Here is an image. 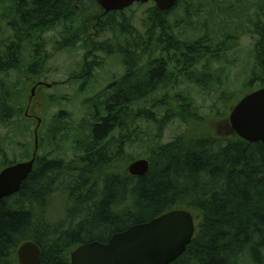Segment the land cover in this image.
I'll list each match as a JSON object with an SVG mask.
<instances>
[{
  "label": "trees",
  "instance_id": "16d2710c",
  "mask_svg": "<svg viewBox=\"0 0 264 264\" xmlns=\"http://www.w3.org/2000/svg\"><path fill=\"white\" fill-rule=\"evenodd\" d=\"M15 9L17 23L13 28L18 44L25 39L23 34L31 38L74 16L82 23L69 40L74 45L84 39L91 24L88 20L105 29L115 23L106 21L108 18L122 13L104 14L95 0H16ZM169 12L153 7L146 37L137 38L126 24H121L120 32H128L129 40L134 41V48L116 50L124 54L128 77L115 98L107 101V115L92 125V151L68 165L49 162L42 166L38 161L21 190L0 200V264H20L17 253L25 242L41 248L40 264H71V252L81 244L107 243L114 234L176 209L192 212L201 223L185 253L172 264H264V142L249 143L232 132L227 138L185 136L152 151L145 176L130 175L128 165L108 172V167L120 159L113 158L107 148L112 133L118 129L127 132L135 116L153 121L152 110L149 119V111L135 115L132 110L137 98L139 102L145 100L148 96L143 95L166 78L163 54L167 59L173 52L174 59L188 71L201 60L219 57L229 50L230 34L218 44L207 36L188 45L178 43L166 25ZM257 36L255 59L259 71L252 75L249 88L258 84L264 88V29ZM98 46L102 50L107 44ZM104 51L112 55L114 50L107 46ZM144 56L148 57V65L152 61L155 64L139 69L138 62ZM17 57L13 52L0 61V73L14 66ZM8 97L3 90L0 124L6 125L16 114ZM186 100L174 110L183 121H187L193 107ZM159 104L165 106V102ZM171 113L168 109L166 119ZM59 179L70 180L69 201L79 206V212L70 218L84 216L75 229L64 232L46 218L47 202Z\"/></svg>",
  "mask_w": 264,
  "mask_h": 264
},
{
  "label": "rangeland",
  "instance_id": "374dc122",
  "mask_svg": "<svg viewBox=\"0 0 264 264\" xmlns=\"http://www.w3.org/2000/svg\"><path fill=\"white\" fill-rule=\"evenodd\" d=\"M15 1L0 0V61H5L10 53L18 55L16 64L0 73V94L7 91L9 105L16 111L6 125L0 124V171L12 161L31 159L37 128L38 158L57 159L68 165L92 151V125L107 115V101L115 98L128 77L124 54L116 50L134 48V41L129 40L128 32H120L121 24H126L137 38L146 37L156 4H134L115 18H108L106 21L115 23L105 29L88 20L91 24L84 39L74 45L69 40L82 27L74 16L31 38L30 34H23L25 39L18 44L13 28V23H17ZM166 25L175 41L187 45L205 36L218 44L230 34L229 50L219 57L201 60L188 71L174 59L173 52L167 59L163 54L166 78L143 95L148 96L145 100L139 102L137 98L132 110L135 115L141 110H152L148 114H153V121L135 116L127 132L118 129L112 133V143L107 148L113 158L120 159L108 167V172L149 159L152 151L176 138L229 137L232 109L251 90L260 89L259 84L249 88L248 82L259 71L255 46L257 32L264 29V0H183L170 10ZM101 44L110 46L113 54L104 51L107 46L101 50ZM93 62L95 65L90 66ZM147 62L148 57H142L139 69L155 64ZM183 98L193 105L187 121L174 115ZM160 102H165V106ZM168 109L172 113L166 119ZM69 181L59 179L54 184L46 206L48 222L63 232L75 229L84 217L78 214L74 220L70 218L79 212V206L76 201H69ZM200 223L197 218L196 225Z\"/></svg>",
  "mask_w": 264,
  "mask_h": 264
},
{
  "label": "water",
  "instance_id": "95a60500",
  "mask_svg": "<svg viewBox=\"0 0 264 264\" xmlns=\"http://www.w3.org/2000/svg\"><path fill=\"white\" fill-rule=\"evenodd\" d=\"M104 14L124 11L134 4L154 2L161 12H169L179 0H95ZM233 134L249 143L264 142V88L241 99L229 116ZM35 153L29 162L8 166L0 171V200L17 194L33 172L38 149V128L35 131ZM150 168L147 159L128 167L132 176H145ZM197 232L192 212L176 209L146 223L133 225L114 234L107 243L81 244L70 255L71 264H172L192 243ZM20 264H40L41 248L33 242L22 244L17 253Z\"/></svg>",
  "mask_w": 264,
  "mask_h": 264
},
{
  "label": "flooded vegetation",
  "instance_id": "af4514ba",
  "mask_svg": "<svg viewBox=\"0 0 264 264\" xmlns=\"http://www.w3.org/2000/svg\"><path fill=\"white\" fill-rule=\"evenodd\" d=\"M127 10V9H126ZM125 11V10H124ZM121 12H123V11H121ZM87 29H89V27L87 28ZM87 29H86V32H87ZM39 85L41 86V85H46L45 83H39ZM30 117H32V116H30ZM38 122H39V118H38ZM229 129H230V127H229ZM34 153H35V149H34V152L32 153V157H31V159L30 160H28V161H24V160H16V161H12L11 162V164L9 165V166H11V165H15V164H18V163H23V162H29V161H31L32 159H33V157H34ZM39 161V163H41L42 164V166L43 165H45L46 163H49V162H53V163H60V162H58L57 161V159H45V158H43V157H41V158H38V154H36V158H35V163H34V168H35V165H36V163Z\"/></svg>",
  "mask_w": 264,
  "mask_h": 264
}]
</instances>
